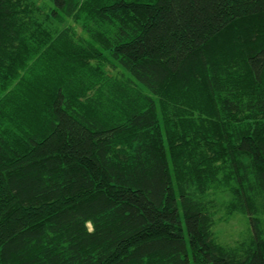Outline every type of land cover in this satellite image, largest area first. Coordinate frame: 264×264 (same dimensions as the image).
<instances>
[{"label":"trees","instance_id":"trees-1","mask_svg":"<svg viewBox=\"0 0 264 264\" xmlns=\"http://www.w3.org/2000/svg\"><path fill=\"white\" fill-rule=\"evenodd\" d=\"M48 1L0 0V264H264V0Z\"/></svg>","mask_w":264,"mask_h":264},{"label":"rangeland","instance_id":"rangeland-1","mask_svg":"<svg viewBox=\"0 0 264 264\" xmlns=\"http://www.w3.org/2000/svg\"><path fill=\"white\" fill-rule=\"evenodd\" d=\"M34 2L37 6L42 7L44 6L45 1L49 2L48 0H29ZM41 20L48 26L53 32H58L63 26H60L52 21L46 19V17H40ZM226 200L225 195L218 196L217 203L222 204ZM263 205L262 209V229L264 230V202L261 203ZM219 208V206H218ZM223 210L221 206L219 208V212L216 216V225L214 227V236L216 241L222 245H233L237 241L242 240L247 235V225L246 221L240 215H234L232 217L222 219Z\"/></svg>","mask_w":264,"mask_h":264}]
</instances>
